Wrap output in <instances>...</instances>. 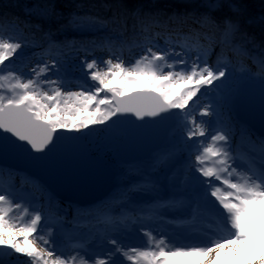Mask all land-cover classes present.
Wrapping results in <instances>:
<instances>
[{
    "label": "snow or ice",
    "instance_id": "snow-or-ice-1",
    "mask_svg": "<svg viewBox=\"0 0 264 264\" xmlns=\"http://www.w3.org/2000/svg\"><path fill=\"white\" fill-rule=\"evenodd\" d=\"M225 5L234 14H240L239 5L232 0H202L201 7L207 9L205 13L199 16L195 13L185 14L183 18L173 15L165 20L160 19L158 14H142L139 10L127 15L114 12L110 18L69 14L66 24L57 31L65 28L99 30L110 27L113 31L119 30L123 36L130 30L133 39L129 46L140 50L134 62L126 63L113 51L110 36L92 42L93 47L106 48L109 58L84 61L82 68L87 70L85 75L94 83L77 85V91L64 90L63 82L47 78L46 73L50 71L48 64L38 65L33 69L34 78L26 80L17 75L11 65H5V61H9L22 48L23 42L4 36L5 25L13 21L0 16V155L16 152L35 162H42L57 152L64 132L79 133L91 126L106 124L118 114L131 113L142 120L179 110L189 141L193 137L210 138L206 146L197 149L193 167L202 177L220 181L210 195L215 197L223 210L220 232L209 244L180 245L146 233L148 247L143 249H125L116 239H112L110 243L115 247L109 249L106 255L93 258L77 253L66 257L57 251L51 231L45 234L47 224H42V220L46 218L35 210H31L33 214L29 215L28 208H24L20 217H14V212L23 206L0 189V264H8L5 257L15 254L27 257V264H89L90 260L92 264H123L117 256L124 257L132 264H168V258L177 255L201 257L195 264H217L221 260L223 264H241V261L243 264H264V239H253L246 231V217L253 212L255 205L264 203V169L237 173V169L229 163L232 157L227 147L228 134L223 131L213 134L211 121L203 119L215 115L216 108L206 105L199 110V120L196 115L199 96L209 92L218 93L219 106L235 90L233 73L229 69L231 60L227 55L218 56L214 65L206 60L215 45L221 47L222 54L228 48L234 56L252 61L255 73L242 60L238 59V64L245 74L259 75L262 82L261 108L264 112V57L251 56L242 43L236 42L237 34L251 42L246 33H240L238 20L225 17L218 22L212 17L211 13ZM36 14L44 18H64L54 5L37 6ZM188 16L199 25L198 28L190 29L187 33L172 28L178 21L185 23ZM129 20L132 21L130 26ZM22 25L39 29V25L20 22L19 18H15L16 28ZM209 27L215 31H205ZM53 36L51 30L43 33L50 48L57 47L62 53L65 49L79 50L75 42L55 45ZM161 39L164 40L163 46L159 45ZM205 44L208 47H204ZM84 47L87 48V45ZM177 47L180 51H176ZM190 52L196 53L191 61L187 58ZM58 63L55 61L53 66ZM113 83L116 86H112ZM196 143L193 141V144ZM259 143L264 149V139ZM209 161L211 166H208ZM234 174L239 177L235 182L231 179ZM205 182L211 183H201ZM25 216L28 218L25 219ZM37 243L43 246L37 247ZM241 245L248 247L244 250Z\"/></svg>",
    "mask_w": 264,
    "mask_h": 264
},
{
    "label": "rangeland",
    "instance_id": "rangeland-1",
    "mask_svg": "<svg viewBox=\"0 0 264 264\" xmlns=\"http://www.w3.org/2000/svg\"><path fill=\"white\" fill-rule=\"evenodd\" d=\"M188 21L189 20H186L185 23H188ZM185 23H182L184 25L177 28L178 30L182 29L184 33H187L189 30L185 26ZM102 40H104V38H102ZM119 42L121 41L116 38L115 43L112 45L113 51H115L117 55H120L126 63L134 62L136 56L139 55L140 50L138 48L128 49L125 46H122V43ZM159 45H164L163 39L159 40ZM26 46L27 45L22 44V48L17 51L16 55L9 61H5V65H11L12 70L15 71L17 75L21 76L22 79L26 80L28 78H34L35 74L33 69H36L38 65L42 66L43 64H48L50 71L46 73V77L55 80L58 83L63 82L65 85L64 90L77 91L79 90V88L76 87L77 85L94 83L86 77L85 73L87 70L82 68V64L85 60L90 62L93 58H102L103 60L109 58L108 50L102 47L92 46V48L87 49H81L78 47V51L67 50L61 54L60 52L51 54V51L49 50V42L46 39H41L39 44H35L32 48ZM205 46L208 45L205 44L204 47ZM212 48L218 49L217 53L214 52ZM212 48L210 54L206 57L207 62L214 65L217 62L218 56L222 57V55H227L231 60L229 69L233 73L235 90L230 98L226 102H222L219 106H217V101H219L218 93L209 92L207 95L199 96L196 105L197 119H200L198 113L204 106L211 105L216 108L215 115L204 117L203 119L211 121L210 130L213 134L217 131H223L228 134L229 140L227 147L232 157V160H230L229 163L232 164V167L237 169V173H245L242 168L243 165L235 160L233 155L238 156V154L241 153L240 147L245 146L247 148L246 152H254L256 156L255 159H258L259 163H264V149H262L259 143L261 139H264V135L253 132L249 126L243 122H239V120L233 116L234 114L229 106H234L235 100L242 94L243 82L247 81L248 86L257 84L261 88L262 82L258 74H245L243 67L238 64L237 60L232 58L230 51L227 52L224 50V53L222 54L219 45L213 46ZM34 51L37 52L33 53ZM176 51H180L179 47L176 48ZM195 56V52H190L187 58L191 61L195 59ZM240 60H242L247 66L251 67L253 73L256 72V68L252 65L251 60ZM55 61H59V63L53 66ZM41 79H43V77ZM112 86H116V84L113 83ZM45 90H47V86H45ZM101 95H103V93ZM174 116L176 120L175 126L169 131L168 137L164 142L166 147L159 149V153L162 157L160 156L161 159L158 161V164L151 158L145 160V162L141 160H138L139 162H128L127 166L119 162L115 157V146L119 142L125 140V135L123 131L114 128V122L112 119L106 124L91 126L90 129H85L82 132H79L85 133L84 140L89 146V152L104 157L106 163L109 164L110 169L114 173L113 182L114 184L116 183V185H113L114 190L112 189L111 193L103 199L107 202L100 212L105 219V223L92 224L84 219L91 215H99V212H90V209L92 210L96 205L78 209L75 206L76 204L72 205V203H66L63 199L56 198L52 200L50 196L51 194L47 190L37 192L36 189L31 187V184L26 179L30 177L22 172L17 174L19 177H22L20 180L14 179L15 182H10V180L6 178L7 176L4 175L1 179H6L0 181V189L14 198L15 203L23 206L14 212V217H20L23 215L24 208L30 210L29 215L33 214L31 210L39 211L42 216L46 218L45 220H42V224H47V228L44 229L45 234H47L49 230L51 231L56 242L55 246L57 247V245H59L61 248L57 251L63 253L66 257H70L75 252L80 255H85V252L82 249L76 247L81 239L86 243L92 244L93 247L101 245L100 243L97 244L96 242H90L95 240L93 237L95 234H110V237L103 239L104 243H106L107 240H112L116 237H118L120 241L123 240L127 242L125 237H122L119 231L111 232L112 225L110 219H112V221L115 220L109 218V215L112 212L107 213L108 211H115L122 206H125L126 208L123 212L116 211L118 212V215L116 216L117 218L120 219L125 214H128V212H132L129 215L130 218L138 219V216H146L144 219L146 220L149 229H152L153 226H157L156 224H158L160 229H156V239L163 237L165 240L175 244H180L179 240L181 239L186 242L183 245H188L196 244L194 240H196V234H198V239L196 240L197 243L209 244L210 240L214 239L220 232V229H218L217 232L215 231L214 234H205L206 236L202 235L204 231H207L206 227L208 226L202 225L204 221L200 218V215H195V217L191 216L192 212L189 211V208L183 210L184 212L182 213L185 216L184 226L172 229L169 235L165 234L167 233V229L165 228L171 226L170 221L172 218L169 217V220H165L162 217L157 216L158 214L161 216L163 213L162 211L157 212L159 207L167 208L163 204L168 203L177 210L185 207V204L179 200L183 193H177L175 185L185 186V188L189 187L194 193L201 194L204 192L203 195L210 200V205L215 208H220L215 197H211L210 195L213 187L220 185V181H217L214 178L202 177L193 167L197 149L206 146L210 141V138L207 136L193 137L192 141H189L187 139V129L182 127V114L179 113V110H175ZM193 141L198 143L193 144ZM248 159L249 157L245 154L244 159L240 161L241 163L248 165ZM208 166H211V161H209ZM2 169L4 170V173H6L8 168L2 167ZM238 178L239 177L236 174L231 177L234 182ZM202 181H211V183L205 182L204 185H202ZM6 186H11L12 191H7L5 189ZM139 192H142V195H146L149 192L151 194L148 197H142V195H139ZM152 196H155V198H151ZM154 199H157V206L154 210L150 211L145 204L146 202L152 203ZM162 199H164V201H162ZM66 204L69 206H66ZM209 209L213 210L211 207H209ZM262 213H264V203L255 205L253 212L246 217V220L248 221L246 231H248L249 235L256 240L264 239V215H262ZM171 215H173L172 217L179 218L177 214L173 213ZM24 218L27 219L28 216H25ZM137 222L139 221L133 220V222L130 223V234L136 232V229H143V231L139 232V247H136L135 245L132 246L138 249H143L146 248L143 243L147 238L145 234L150 232L148 229L144 228L145 224L143 225V223H141L136 225ZM190 228L192 230H190ZM197 229H199L198 232L195 231ZM190 232L194 233L195 238H186ZM74 236L78 238L76 246L70 245L67 242L68 237ZM125 244L126 246L128 245V243ZM36 246L42 247L43 245L37 243ZM241 247L246 250L248 246L241 245ZM88 254L93 258H98L102 255V250L96 251L95 249H89ZM201 259L202 258L199 256L177 255L175 257H169L168 264H195L196 261ZM5 260L8 264H27L28 258L20 254H15L12 257H5ZM89 264H92V261H89ZM217 264H223V260L218 261ZM241 264H243V261H241Z\"/></svg>",
    "mask_w": 264,
    "mask_h": 264
},
{
    "label": "water",
    "instance_id": "water-1",
    "mask_svg": "<svg viewBox=\"0 0 264 264\" xmlns=\"http://www.w3.org/2000/svg\"><path fill=\"white\" fill-rule=\"evenodd\" d=\"M261 92L257 84L248 86L247 81L243 82L233 114L253 132L264 135ZM174 113L175 110L142 120L131 113L114 116V128L125 135V140L115 146L116 159L123 164L149 159L174 127ZM84 137L85 133L64 132L57 152L47 160L35 162L23 154L9 152L0 155V166L36 179L53 197L77 204L92 203L111 191L114 173L104 157L89 152Z\"/></svg>",
    "mask_w": 264,
    "mask_h": 264
},
{
    "label": "trees",
    "instance_id": "trees-1",
    "mask_svg": "<svg viewBox=\"0 0 264 264\" xmlns=\"http://www.w3.org/2000/svg\"><path fill=\"white\" fill-rule=\"evenodd\" d=\"M233 3L239 5L241 12L239 15L234 14L229 10L227 5L220 10L211 13L212 17L216 21H222L225 17H231L234 20H238L240 24V33H246L248 38H251V42L241 39L240 34H237L236 42L242 43L251 56L264 57V0H232ZM202 0H0V16H6L9 20H12V24H6L3 30L4 36L13 37L19 39L23 45L32 48L35 44H39L43 38V33L51 30L54 33L53 41L55 45H60L64 42L74 41L77 47L81 49L92 48V42L101 41L102 38L106 39L111 37L112 45L115 43L116 38L122 43V46L126 48L135 49L130 47L129 42L133 39L132 33L129 30L125 32L123 36L119 34V30L113 31L110 27L103 29L96 28H82L80 30L65 28L60 29V26L66 24V18L71 13H78L80 15L91 14L98 15L105 18H110L113 13H120L127 15L128 13L139 10L142 14L151 13L158 14L162 20L167 19L169 16L178 15L181 18L185 14L195 13L199 16L201 13H205L207 9L201 7ZM54 5L57 12L63 14V19L57 18H44L36 14L37 6ZM31 10V14H30ZM15 18H19L20 22L28 21L31 25H39L37 28H27L21 26L16 28ZM188 23L185 26L190 29L198 28L199 25L193 23V18L188 16ZM132 21L129 20L128 24L131 25ZM182 24L178 21L172 25L173 29L178 30L177 27H181ZM205 31L214 32L215 29L209 27ZM217 33V37H218ZM87 45V48L84 47ZM216 46V45H215ZM208 47V46H205ZM51 54L62 53L57 47H51L49 49ZM68 49L63 51L66 52ZM214 52L217 49L212 48ZM228 52V48H225ZM38 51V50H37ZM34 51L33 53H36ZM39 52V51H38ZM231 52V51H230ZM232 58L238 61V59H244L243 57H236L232 54ZM160 154L153 155L155 163L160 161ZM18 173L13 169H7L6 173L0 166V181L8 178L10 182H15L14 179H21L17 175ZM7 177L1 179L2 176ZM31 184V187L37 190V192L45 191V187L41 185L36 179L26 178ZM31 190V189H30Z\"/></svg>",
    "mask_w": 264,
    "mask_h": 264
},
{
    "label": "bare ground",
    "instance_id": "bare-ground-1",
    "mask_svg": "<svg viewBox=\"0 0 264 264\" xmlns=\"http://www.w3.org/2000/svg\"><path fill=\"white\" fill-rule=\"evenodd\" d=\"M250 61V60H248ZM232 145V142H231ZM240 156L242 157V159H244V155L240 154ZM263 159V158H262ZM202 185H204V183H201ZM177 193H183L182 197L179 198L180 202H183V204H185V207L180 208L179 210L173 208V206L167 204H163L164 206H166L170 211H172L174 214H177V216L180 218L179 221H173L171 220V226L167 227L165 229H175V228H181L184 225V221H185V216L184 214H182L187 208H189V211L192 212L193 217H195V215H200L201 219H203V223L202 225H207L208 227H206L207 231L205 233H203L202 235H208V234H214L215 231L217 232L218 229H220V225L222 223L223 217L221 215V213L223 212V210L221 208H215L212 205H210V200H208L203 193L199 194V193H194L192 191V189H190L189 187L185 186H179V185H175ZM208 188V187H206ZM206 191V190H205ZM151 193H147L146 195L143 194L142 192H139V195H142V197H148ZM151 198H155V196H152ZM102 201V202H100ZM162 201H164V199H162ZM106 200L104 201L103 198H99L97 200H95L92 203H83V204H79L76 208L81 209L83 207H89V206H95L93 207V209L91 210L90 208V212L91 213H95V212H99V215L95 214L94 216H88L86 218H84L87 222L92 223V224H98V223H105V219L103 217V215L100 213L101 210L103 209V207L106 205ZM154 202V203H153ZM152 203L150 202H146V206L149 208L150 211L154 210L157 206L156 202L157 199H154ZM194 202V203H193ZM209 207L213 208L209 209ZM125 206L119 207L118 209H116L115 211H108L112 212L109 215V218H113L115 221H112V219H110V223L112 225L111 228V232H117L119 231L122 237H125V239L127 240V242L121 240L120 244L125 248V249H130L132 248L131 246L133 245L132 243H129L130 241L136 244H140V230L136 229V232L130 234V230H131V225L130 223L134 221H139L137 222L138 224H141V220H143L146 216H138L139 218H130V214L131 212H129L128 214H125L124 216H122L120 219L117 218L116 216L118 215V212L116 211H121L123 212V210L125 209ZM184 208V209H183ZM170 219V218H169ZM168 219V220H169ZM159 220V219H158ZM167 220V221H168ZM159 222V221H157ZM198 222V219H197ZM113 223V224H112ZM136 223V224H137ZM121 226V227H120ZM123 227V228H122ZM157 227H160L159 225ZM125 228V229H124ZM201 228V227H200ZM199 228V229H200ZM199 229L195 230L196 232L199 231ZM190 230H192L190 228ZM171 232V231H170ZM169 233H165L166 235H169ZM205 235V236H206ZM198 239V234H196ZM95 240L90 241V242H96L97 244L100 243L101 245L97 246V247H93L92 244L86 243L84 240H80L78 245L76 246L78 249H82L85 253L87 254L88 257H91L90 254H88L89 249H95L96 251H100L102 250V254L106 255L109 249H113V245L110 243L111 240H107L106 243L103 242V239H107L108 237H110V234H98V235H94L93 236ZM195 238L194 233H189L188 236H186L187 239H191V238ZM194 240V242L196 244H200L197 243V241ZM125 243H129V246H126ZM115 247V246H114ZM77 255V253H73L71 256ZM87 258V257H86ZM118 260L122 258V256H117L116 257ZM91 261V260H90Z\"/></svg>",
    "mask_w": 264,
    "mask_h": 264
}]
</instances>
